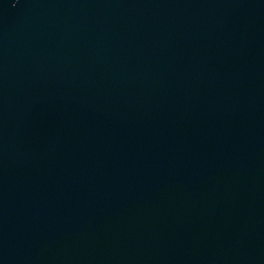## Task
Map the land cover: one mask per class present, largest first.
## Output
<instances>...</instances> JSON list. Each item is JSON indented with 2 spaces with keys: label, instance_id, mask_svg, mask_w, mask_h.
I'll use <instances>...</instances> for the list:
<instances>
[{
  "label": "water",
  "instance_id": "95a60500",
  "mask_svg": "<svg viewBox=\"0 0 264 264\" xmlns=\"http://www.w3.org/2000/svg\"><path fill=\"white\" fill-rule=\"evenodd\" d=\"M0 264H264V0H0Z\"/></svg>",
  "mask_w": 264,
  "mask_h": 264
}]
</instances>
